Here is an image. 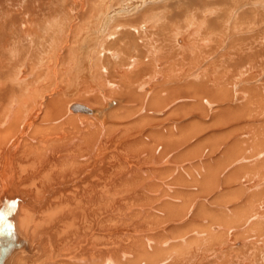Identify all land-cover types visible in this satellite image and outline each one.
Returning <instances> with one entry per match:
<instances>
[{"label":"bare ground","instance_id":"1","mask_svg":"<svg viewBox=\"0 0 264 264\" xmlns=\"http://www.w3.org/2000/svg\"><path fill=\"white\" fill-rule=\"evenodd\" d=\"M68 1L70 3L67 8L65 7L64 13L61 17H58L59 15L56 17L52 14L55 15L58 7L52 5L53 0H0V215H5L0 221V227L7 224L6 221L13 227L12 237L0 235V264H168L169 261L175 260L174 256L166 257L165 254L164 241H167L168 232L165 231L157 238H153L147 236L150 232L146 233L143 227H149L154 220L162 221L163 218L160 217L164 216L163 212L157 216L150 214L148 217L145 208L136 202L139 198L138 192L141 195L140 200L142 196L145 199L151 196V187L145 184L139 187L138 184L143 181L141 174H147L149 166L141 163L146 155L143 159L142 149H136L137 145L134 146V142L131 144L128 141V145L125 144L126 148L122 144L126 139L131 141L134 136H138L129 132L133 128L139 130L141 127L132 119L137 111L129 112L128 109H124L125 104L128 99H140L139 103L142 105L139 104V110L143 111L145 108L149 112L150 108H153L159 111L170 108L177 101L175 97L192 94L190 96L201 98V104L205 102L206 96L210 101L207 100V103L211 105L207 106L211 110L213 101H217V104L229 101V91L227 89L219 91L224 81L222 79L220 82L221 79L216 77L219 71L208 73L207 66H203L206 71L200 74L202 76L200 81L195 82L197 78L194 79L185 89L167 90V97L162 91L149 97L152 89L147 88L143 96L137 97L136 86H144L141 84H144L148 75L157 77L158 70L155 65L159 63V66L163 61L161 57L164 56V46H156L157 43L151 45V52L148 55H144L143 51L139 52L138 40L139 38L145 42L161 40L167 34L166 29L169 28L166 27L167 23L162 24L154 32L150 28V31H147L148 27L142 26V23L139 24L142 27L138 29L133 27L135 20L126 19L132 17V12L143 4L144 0H95L91 3L82 0L78 4L75 2L77 5L73 0ZM256 1L260 4L264 0ZM63 5L66 6L65 2ZM87 6L88 12L80 15L78 11L84 10ZM9 7L12 9L11 12L15 10L20 13L17 14L20 22L15 21L18 25L13 24L15 27L8 34L5 32L4 23L9 24V21H6L4 16ZM151 14L153 13L138 9L134 16L141 15L146 23ZM248 15L261 21L262 16H257L254 11L244 12L240 20L246 21ZM9 16L11 17V14ZM187 24L185 30L178 28L174 32L172 40L177 44L175 45L177 47L174 46L175 51L182 50L184 54L189 52L194 63L216 57L213 51L208 53L209 51L207 52L198 40L208 37L206 44H209V47L214 45L218 32L212 27L213 21L193 16ZM237 26L238 23L235 21L233 31H239ZM191 29H194L192 30L194 35L190 40L188 35L193 34ZM185 32L187 34L184 36V43L180 35ZM257 36L255 40L261 38V35ZM236 42L233 41L231 48L238 50L237 54L241 58H234L235 54H230L226 62L243 60L244 56L239 49L245 43ZM227 45V52H231L230 43ZM251 53L250 58L255 55L254 51ZM162 64L164 65V62ZM213 68H217L215 64ZM164 77L168 80V75ZM212 83L216 86L213 87ZM77 95L78 98L70 100ZM251 95L249 106L259 105L260 108L262 96L258 91ZM221 97H225V100ZM121 98L125 104L121 103L119 100ZM72 102L80 104L70 106L69 109ZM260 109L250 110L247 116ZM69 110L75 112L78 110L83 114L70 113ZM241 110L235 111L242 113ZM157 111L151 114L154 115ZM173 113L175 114L176 110ZM180 114L177 113L174 117H179ZM220 114L231 121H236L234 117L237 114H233L234 117L226 114V111H221ZM242 114L241 116L245 117ZM261 115L262 112L259 116ZM144 122L145 119L140 124ZM180 128L175 129L181 133L180 136H184L182 131L184 127ZM256 128L257 131L261 129ZM174 132H168L170 138L167 137L166 140L159 138L155 149L164 143L168 146L173 145L179 136L176 135L175 138ZM241 142L238 144H242ZM245 147L247 148L246 145ZM262 173L261 171L260 175ZM227 183L228 179L225 181V184ZM136 187H139L138 190ZM209 189H205L204 193L211 192ZM233 193V198L229 202L239 201L241 204L237 203L238 207L230 217L220 216L223 220L222 225L227 229L243 219L249 222L254 208L264 203V193L261 198L263 202L258 201L256 194L245 196L249 198L247 200L243 198L246 193ZM161 210L165 211V208ZM205 210L206 208L202 210L203 214L206 213ZM206 215L219 219L218 215L211 213ZM257 215L256 212V217ZM141 228L145 229L144 232L138 231ZM259 228L255 236L258 241L264 235V224ZM226 234L230 236V233ZM174 235L184 241V233L180 230ZM213 237L215 242L209 243L210 246L217 245V248L218 246L221 248L226 243L224 237L219 235ZM233 239L230 240L232 247H238L239 244L241 247L242 243H234L236 240ZM202 242L203 240L198 243H184L182 247L196 253L198 249L202 250L204 246ZM205 248L211 250L209 246ZM230 254L237 255L245 261L247 258H255L259 264L264 260L260 257L261 254L263 256V252L260 249L257 251L256 243L246 249H234ZM180 257L181 253L177 254L176 259L180 261L184 259V256L181 259ZM230 258L232 256H229ZM254 260L250 263L252 264ZM192 261L190 263H193Z\"/></svg>","mask_w":264,"mask_h":264},{"label":"rangeland","instance_id":"2","mask_svg":"<svg viewBox=\"0 0 264 264\" xmlns=\"http://www.w3.org/2000/svg\"><path fill=\"white\" fill-rule=\"evenodd\" d=\"M83 1H89V3H91L95 0ZM64 2L66 6L63 5ZM73 2H76L78 4L81 3L82 0H73ZM69 3L70 2L68 0H56V2L55 0H53L52 5H57L58 8L56 9L55 15L54 13L52 15L56 17L57 15H59L58 17H61ZM76 3L75 5H77ZM142 3L143 4H141L132 12V17L126 19H131L132 21L135 20V23L133 22V27H137L138 29L141 26L139 24L142 23V26L144 25L148 27L147 31L151 30L152 32H154V30L162 26V24L167 23L166 27L169 28L166 29V36H163L161 40L153 39L148 42H145L141 38H139L138 40L139 52L143 51L144 55H148V53L151 52V45L157 43L156 46H164V56L161 57V60L163 61L160 62V65L158 66L159 63H156L155 65L156 69L158 70L156 78H159V80L148 75L147 78H145V80L148 82L146 83V81H144V84H141L144 85L142 86L144 89L141 86H136V96H143L147 88L152 89V91L154 90L153 93L151 91L149 97L155 96L157 93H159V91L165 92L164 94L166 95V92L173 88L175 90H179V88L180 90L185 89V87L189 83L194 81V79L197 78L195 82L197 80V82H199L200 77L202 78L200 74L208 69V73L219 71L216 74V77L221 79L220 82L222 81V79H224L219 91L227 89L229 91V101H225L224 103L218 102V104L217 101H213V108L209 110L207 105H211L207 103V100L208 102L210 101L206 96L204 97L205 102L201 104L200 97L198 98L190 96L192 94H181L177 96L178 98L175 97L177 101H175V103H173L170 108L168 107L169 109L166 108L157 111L153 108H150L151 110L148 112L145 110V108L143 111L142 109L139 110L140 105H142L141 102L139 103L140 99H128V102L126 104L122 98V100L119 99L121 103H124L126 105L124 109H128L129 112L137 111L138 115L135 112V117H133L132 119L138 126L141 125L139 130L133 128L132 131L129 132L135 133L138 136H134L131 141L126 139L122 144L126 148V145H128L127 143L134 142V146L137 145L136 149H142L144 153L143 159L146 155L144 161H142L141 163H146L149 166L147 174H141L143 176V181L138 182V184L139 187L143 184H145L146 186L148 185L149 188L151 187V196L147 197V199L142 196V199L140 200L139 198L141 195L138 192L137 196L139 198H137L136 201L137 205L145 208L144 211H147L146 213H148V217L150 216V214L157 216L158 214H161V212H163L162 215H164L160 217L163 218L162 221L158 222L157 220L153 219L154 222L152 221V224L149 227L143 226L146 230L144 228H141L138 231L144 232L145 230L146 233L148 231L150 233L147 234V236H151L153 238H157L161 233H164L165 231L166 233L168 232L167 236L169 234V239L167 237V241H164L165 254L166 257H170L171 255L175 258V260L169 261L168 264H222L223 262H226V264H251L250 261L252 262L255 258H247V260L245 261L243 258H238L237 255H234V257L230 253L234 252V249H246V247L250 246L253 243H256L257 251L258 249H260V251L263 252V256L261 254L260 257L264 259V235L259 241L255 237L256 232L260 230V225L264 224V203L261 205H257L254 208L253 216L251 217L249 222L243 219L237 225L231 227L232 229L225 228L222 225L223 220L220 218V216L230 217L238 207L237 203L239 201L229 202V200L233 198V192H235L236 194H239L240 192L243 194L246 193L243 198H245V196L249 197L252 194H256L255 197L258 199V201L263 202V199L261 198L262 194L264 193V8H262L264 7V1L259 4L256 0H144ZM60 5L63 6L60 7ZM9 8H7L9 11L7 12V14H5V16L7 17L5 18L4 16V19L6 21H9V24L3 20L4 22H6L4 23V29L8 34L10 33L11 29L15 27L13 25L16 24L15 21H17V23L20 22V17H18L17 15L20 13L15 10L11 12L12 9ZM61 8L63 9V11ZM87 8L88 6L84 10L78 11V13H80V15L86 14L88 12ZM89 8H91V5ZM138 9H143L144 11L146 10L153 13L151 14V18L147 19L146 23L144 22L146 20L140 17L141 15L134 16L137 14ZM238 9L241 10L238 11ZM248 11H254L257 16H262L261 21H257L255 20V17H250L249 15L247 17L248 20L247 18L246 21L240 20L241 17L243 18V13ZM228 13L231 15L230 18L228 17L230 16ZM9 14H11V17L9 16ZM193 16H196V18L212 20L214 25H212V27L216 28L218 32V37L216 38L217 43L215 42L214 45H211V47H209V44H206V40L208 37L203 38L202 40L198 39L200 43L204 45V48H206L207 52L209 51L208 53H212L213 51L216 57L206 58L204 60L202 59L201 61H198L196 63H194V61L191 59L190 54H188L189 52H187V54H184L182 50L175 51V47H177L175 45L177 44H174L172 40L176 29L181 28L185 30L188 25V21ZM140 18L142 21L139 20ZM185 18L186 20H184ZM251 20H254L253 23H251ZM235 21H237L238 23L237 27H239V31H233L235 28ZM183 24L185 26H182ZM245 25H249L250 28L245 27ZM172 26L175 27L172 28ZM192 30L194 31V29H191L190 31L192 32ZM188 31L189 30H186V32ZM186 32L185 34L180 35L184 43V36L187 34ZM133 33L136 34V32L134 31ZM193 35L194 33L188 35L190 40L192 39L191 37ZM219 35L222 37V39ZM257 35H261V38H257V40H255V36L258 37ZM235 40L237 41L236 43H245L244 45H241L243 47L240 46L241 48L239 49V51H241V54L244 56V61L235 59L234 62L231 61L232 63L226 62L225 60L229 58L228 56L230 54H235L234 58L240 57V55L237 54L238 50H233V48H231V44H233V41ZM126 43L128 44L129 42ZM228 43H230L229 48L232 49L231 52H227L226 50ZM179 44L181 43L179 42ZM179 44L178 46H180ZM250 46L252 48H250ZM141 47H143L142 50ZM253 51L255 55L250 58V56L252 55L251 52ZM153 53H155V51H153ZM154 57L155 54L153 58ZM187 57H190V59ZM162 62H164V65L162 64ZM214 64L217 68L220 69L213 68ZM203 66H207V68L204 69ZM160 73L162 74L160 75ZM240 73L245 75H242ZM166 75H168V80H166L164 77ZM211 85L213 87L216 86L215 83H212ZM140 88H142V90ZM254 91H258V93L262 96V106H260V108L262 107V109L259 108V105H257V107H255V105L249 106L252 98L251 94L254 93ZM76 98H78V95L70 100H74ZM221 99L225 100V97H221ZM115 100L117 101L118 99ZM76 104H80V102H72L69 105V109L70 106H74ZM179 108H181V110ZM247 108L248 110H246ZM255 108H258L260 110L254 111L248 117L247 113L252 109L255 110ZM238 109H242L241 111L246 112H242L243 114L238 113L235 111H238ZM175 110V114L181 113L180 115H178L179 117H174L175 114L173 113V111ZM77 111L78 110H76V112L73 110H69L70 113L83 114V112ZM155 111L157 112L152 115ZM221 111H226V114H230L232 115V117H234L235 114H237V116L240 115V117L237 118V116L235 115L234 118L237 122L231 121L229 118L222 116L220 114ZM261 112L263 115L259 116ZM241 114L245 115V117L241 116ZM152 116H154V118H152ZM252 116H254L253 120L258 116L259 118H256V121H253ZM143 119H145V122L143 124H140ZM137 121L141 122L137 123ZM180 127H184V129L182 130L184 136H180L181 133L176 130L181 129ZM256 127H260L261 129L257 131L258 129ZM169 130L171 132H179L178 134L177 132H174L175 138L179 135V138L177 137L178 140H176V142L171 146H168L167 143H164V145L160 144L159 148L155 149L157 147V143L159 142V138L161 140L170 138V133L168 134V132H170ZM260 133L263 136H259ZM251 138H255L256 140H252ZM239 142H241L244 146H242V144H238ZM245 145L247 146V148L245 147ZM241 146L243 147V149ZM236 147H239L240 149ZM122 149H124V147ZM122 149L120 151L121 153L123 151ZM125 171L126 170H124V172ZM261 171L263 172V175L261 174L262 176L260 175ZM208 174L210 175L208 176ZM205 177H207L208 179L206 180ZM227 179L228 183L225 184V181ZM204 186L206 188H204ZM217 186L220 187L216 189ZM139 187H136V190H138ZM208 188H210L209 190L211 192L204 193V190ZM247 197L245 199L249 200V198ZM166 204L170 206L168 207V205L166 206ZM222 204H226L228 206ZM202 205H204V207H202ZM137 208L140 207L137 206ZM164 208L165 211L161 210ZM204 208H206L205 214H203L202 212ZM220 208L224 211H222ZM256 212L258 213L257 217ZM207 213L218 215L219 219L209 218L206 215ZM211 221L216 223L211 224ZM247 224L250 226H247ZM215 227L217 230L214 229ZM177 230H180L181 233H184V241H182V239H177V236L174 235ZM217 233H220L218 234L219 237H224L226 239H224V241H226L223 246L224 248H220V246H218L217 248V245H215L216 247H213L209 244H213V242H215V240H213V236H218ZM226 233H230V236ZM249 235L252 237H250ZM237 237L240 238L236 239ZM210 238L213 239L210 240ZM233 238H235L236 240V242L234 243H242L243 245L241 244V247H239V244L238 247H232V245L230 244V240L233 241ZM202 240V244H204V246H202V250H200V248L198 249V252L196 251V253H191L192 250L188 251L187 248L182 247L184 246V243H198ZM180 243H182V245ZM208 246L211 247V250H208L209 248L205 250V247ZM204 250L205 253H207L209 256L203 253ZM200 251L202 253H199ZM179 253H181L180 259L184 256V259L181 261L176 259L177 254ZM213 254H215V256H213ZM229 256H232V258L229 259ZM191 261L193 263H190ZM256 261L257 259L254 260L252 264H259L256 263ZM263 261L261 264H264Z\"/></svg>","mask_w":264,"mask_h":264},{"label":"water","instance_id":"3","mask_svg":"<svg viewBox=\"0 0 264 264\" xmlns=\"http://www.w3.org/2000/svg\"><path fill=\"white\" fill-rule=\"evenodd\" d=\"M5 215H0V221L2 220V218L4 217ZM7 224H4V226H1L0 227V235H5L7 237H12L13 236V227L12 225L6 221Z\"/></svg>","mask_w":264,"mask_h":264}]
</instances>
